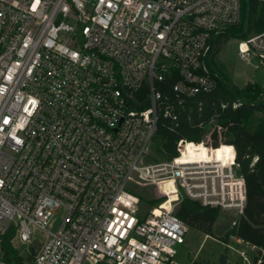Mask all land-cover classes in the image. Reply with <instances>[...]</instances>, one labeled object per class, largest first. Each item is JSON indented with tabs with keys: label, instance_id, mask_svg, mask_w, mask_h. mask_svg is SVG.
<instances>
[{
	"label": "built area",
	"instance_id": "obj_1",
	"mask_svg": "<svg viewBox=\"0 0 264 264\" xmlns=\"http://www.w3.org/2000/svg\"><path fill=\"white\" fill-rule=\"evenodd\" d=\"M241 20L242 0H0V264L9 234L23 264H178L185 196L233 216L227 233L237 225L247 191L233 144L186 157L215 148L208 131L147 158L159 127L224 81L214 52ZM236 39L264 66V30ZM136 185L164 202L145 209ZM237 241L224 243L239 264L262 263Z\"/></svg>",
	"mask_w": 264,
	"mask_h": 264
},
{
	"label": "trees",
	"instance_id": "obj_2",
	"mask_svg": "<svg viewBox=\"0 0 264 264\" xmlns=\"http://www.w3.org/2000/svg\"><path fill=\"white\" fill-rule=\"evenodd\" d=\"M263 30L264 1L242 0L241 23L231 27L227 35L218 39L214 56L216 57L228 39L246 38ZM214 66L224 75V81L214 91L201 93L187 101L175 128L166 121L165 125L159 127L157 139L161 143V152L166 158H170L178 154L177 144L181 139L199 143L208 132L207 126L211 124L216 127L212 133V144L215 148H209L205 143H200L196 148L195 145L189 144L187 155L201 147L200 156L210 155L212 151L215 156L222 158L228 153V147L224 144L219 146L221 134L224 135L223 140L226 143L235 146L237 160L246 180L247 202L237 225L221 238L224 242H229L232 234L236 240L249 242L264 251V88L259 84H248L244 87L235 85L220 64L215 63ZM137 95L139 98L146 97V89ZM235 102L242 104L234 107ZM257 112H262L260 119L256 117ZM218 126L222 128L221 133L217 129ZM177 215L189 227L207 235H214L221 210L218 207L205 206L200 201L185 196L177 208ZM10 239L11 234L3 243V258L10 264H23V258ZM262 259L261 264H264V254ZM257 260L258 257L255 256L253 261ZM193 264L221 263L219 260L198 259Z\"/></svg>",
	"mask_w": 264,
	"mask_h": 264
},
{
	"label": "rangeland",
	"instance_id": "obj_3",
	"mask_svg": "<svg viewBox=\"0 0 264 264\" xmlns=\"http://www.w3.org/2000/svg\"><path fill=\"white\" fill-rule=\"evenodd\" d=\"M238 38V37H237ZM215 60L221 65L222 69L230 76L232 83L240 87H244L248 84H259L264 88V66H260L258 61L254 64H248L243 61L238 55V40L236 37L230 38L225 41L224 45L217 52ZM256 64H259L256 67ZM263 97V95H261ZM256 117L260 119L262 117V112H257ZM214 126L211 124L207 126L208 131H213ZM222 138L224 139V135ZM154 143L150 147L148 154V162L165 160L166 156L161 152V143L159 139H155ZM201 148V147H200ZM200 154V150L198 155ZM137 190L142 198L143 205L145 209L150 208L154 204H159L164 202V199L154 200V189L148 185H136ZM176 199L171 200L168 204H173ZM228 213L222 212L215 229L227 221ZM215 231V230H214ZM227 230L223 235H207L195 228L189 227V231L186 235V242L182 245L177 246L178 254L175 260L178 264H193L195 260L198 259H208L211 261H218L220 256L224 253V250L228 248L224 243V239L221 238L225 236ZM38 238L43 242L44 238L41 233L37 234ZM234 238V239H233ZM230 238L229 243L235 246L237 249H245V244L237 241L235 237ZM229 249V248H228ZM19 255H23L24 259L30 263L31 257L27 256L26 250L20 248L18 249ZM255 252L250 251V257L253 258ZM227 259L229 262H240L239 254L229 249L227 253Z\"/></svg>",
	"mask_w": 264,
	"mask_h": 264
},
{
	"label": "water",
	"instance_id": "obj_4",
	"mask_svg": "<svg viewBox=\"0 0 264 264\" xmlns=\"http://www.w3.org/2000/svg\"><path fill=\"white\" fill-rule=\"evenodd\" d=\"M235 218L233 216H228L226 223L219 225L215 232L217 235H223L226 230L230 229L232 227V224L234 222ZM229 252V249L226 248L224 250V253L220 256L219 261L221 264H226V259H227V253Z\"/></svg>",
	"mask_w": 264,
	"mask_h": 264
},
{
	"label": "bare ground",
	"instance_id": "obj_5",
	"mask_svg": "<svg viewBox=\"0 0 264 264\" xmlns=\"http://www.w3.org/2000/svg\"><path fill=\"white\" fill-rule=\"evenodd\" d=\"M200 148H198L194 153L187 155V153L185 154L186 157H191V156H197L198 152H199Z\"/></svg>",
	"mask_w": 264,
	"mask_h": 264
},
{
	"label": "crops",
	"instance_id": "obj_6",
	"mask_svg": "<svg viewBox=\"0 0 264 264\" xmlns=\"http://www.w3.org/2000/svg\"><path fill=\"white\" fill-rule=\"evenodd\" d=\"M235 262H229V260L228 259H226V264H234Z\"/></svg>",
	"mask_w": 264,
	"mask_h": 264
}]
</instances>
